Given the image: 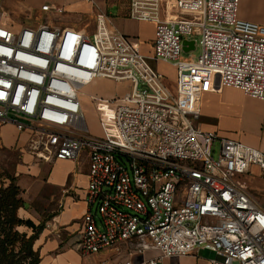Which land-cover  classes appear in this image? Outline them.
Masks as SVG:
<instances>
[{"label":"built area","instance_id":"1","mask_svg":"<svg viewBox=\"0 0 264 264\" xmlns=\"http://www.w3.org/2000/svg\"><path fill=\"white\" fill-rule=\"evenodd\" d=\"M240 3L128 0V18L155 24L150 54L103 13L91 36L56 17L14 29L0 10V123L27 134L23 148L38 162L88 154L80 254L112 250L117 264H135L152 252L140 264H164L208 249L209 264H264V206L240 179L264 171V149L200 123L206 93L232 87L264 102V24L243 18ZM185 40L200 46L192 60L181 58ZM152 60L175 66L173 86ZM100 79L128 90L90 94L94 134L83 89Z\"/></svg>","mask_w":264,"mask_h":264},{"label":"rangeland","instance_id":"2","mask_svg":"<svg viewBox=\"0 0 264 264\" xmlns=\"http://www.w3.org/2000/svg\"><path fill=\"white\" fill-rule=\"evenodd\" d=\"M0 10L4 14V23L10 25L14 29H18L23 25L35 26L36 23H42L45 22V20H54V17L58 20L65 21L62 20L64 14L58 16H55L54 13L37 14V16L31 14L28 16L27 20H23L16 17L6 5H2ZM240 14L242 17L246 16L245 18L264 24V0H241ZM96 25L97 20H88L83 31L92 36L93 32L96 31ZM191 37L197 40V44L199 43V34L193 33ZM144 44V48L150 50L152 48L153 40L145 41ZM199 53L200 46L197 45L194 50L183 52L181 58L184 60H192L196 58ZM173 74L174 72L171 70L170 75L173 76ZM126 90H128L126 83H116L105 79L97 80L83 89L84 111L92 133L100 134L101 128L98 123L97 114L89 98L90 94L97 93L102 96L111 97L123 94ZM233 104H241L244 106L245 113L241 119L236 118ZM200 123L202 127H204L203 124H217L219 127L221 126V123L227 126H235L236 128H234V130L239 133L238 136L241 140L246 142L248 137H252L258 142L259 148L264 149V138L260 131V124L256 116V105L250 99H243L237 92L225 89L223 92L216 93L214 97L204 99L203 104L201 105ZM211 129L217 130L223 135L220 132V128L216 129L213 127ZM15 137L16 133L13 129L11 130L8 128L0 130V188L8 187L12 182L17 184L20 188L18 196L26 203L25 207H20L17 210V217L24 220L31 219L36 224L41 222L47 223L51 213L45 206L50 204L51 200H55L56 192L50 187H45V182L43 181L47 180L46 173L34 175L31 173L32 169L30 167L28 171L26 168L25 171H22L21 168L23 165L30 166L31 164H36L38 161L29 157L30 154L21 148L25 145L27 135L24 137L25 139L18 138L12 142ZM85 149L86 148H84V150ZM29 158L32 160H29ZM81 161L82 158L76 160L78 168L83 166ZM253 170L254 173L245 174L241 176L240 179L248 184L255 198L264 206V171L260 170L258 167H254ZM20 180H22V184L20 183ZM26 180H29L30 183H26ZM16 229L20 232L32 233V229L27 225L17 226ZM72 247H75L74 249L77 251L76 242L75 246ZM64 251L65 249L61 248L60 250L51 252L48 255L47 260H45V263L98 264V259L102 257V255L97 254L85 256L77 251L73 256L67 257L66 259L68 261H66L65 255H60ZM152 254V252H148L144 256H142V254H137L133 258L134 263L140 264L144 257ZM216 256L217 254L214 251L202 249L198 253V264H209L211 259L216 258ZM110 257L111 264L120 263L123 259L120 255H116L115 251H112ZM55 259L56 261H54ZM192 263L195 264V262L192 261L188 264ZM165 264L173 263L166 261Z\"/></svg>","mask_w":264,"mask_h":264},{"label":"crops","instance_id":"3","mask_svg":"<svg viewBox=\"0 0 264 264\" xmlns=\"http://www.w3.org/2000/svg\"><path fill=\"white\" fill-rule=\"evenodd\" d=\"M127 2L128 0H0V7L2 8V5H6L16 17L27 20L28 16L31 14H34L35 16H37V14H48L42 10L44 4L61 6L65 10L63 13L64 16L62 17V20L65 21L61 24L70 25L81 30L85 29L84 27L88 20H97L98 15L103 13L108 17L111 30L139 37L142 42V50H146L144 52L150 54L151 49L148 50L144 48V42L154 39L155 24L152 22L136 21L128 18ZM55 20L58 19L55 18ZM40 23H36V25ZM152 64L165 76V82L168 85L173 86L176 78L175 66L172 63H161L156 62L155 60H152ZM171 70L174 72L173 76L170 75ZM225 89L237 92L243 99L252 100L256 105V116L261 131V123L264 115V102L260 99L244 94L239 89L227 87L224 88L223 91ZM215 95L216 93L204 94L201 105L203 104L204 99L214 97ZM233 105L236 118L241 119L245 113L244 106L241 104ZM203 125L205 127H203L204 129L214 130L211 128H220V132L223 135L239 138V133L234 130V128H236L235 126H227L222 123L219 127L217 124ZM8 128L11 130L13 129L16 133V137L12 142L18 138L25 139L24 137L27 134L19 133L12 122H7L5 124L0 123V130ZM246 142L259 147L258 142L252 137H248ZM21 148L22 150H25L23 147ZM29 157L32 156L30 155ZM78 158H82L81 164H83V166L81 168H78L76 162ZM78 158L74 160H57L50 163L37 162L30 166L23 165L21 168L22 171H25V168L28 171L30 167L32 169L31 173L34 175L46 173L47 180L43 181L45 182V187H50L56 192L55 200H51L50 204L45 206L50 211L52 217L47 221L46 228L35 242V247L37 249L39 248L41 251V264H46L45 260H47L48 255L61 248L65 249V251L60 255H65L66 261H68L66 259L67 257H71L77 253L74 249L75 247L73 248L72 246H75V242L78 239L79 231L82 226L81 218L88 208L87 203L84 200V190L88 182L89 173L88 154L82 152ZM30 159L31 158H29V160ZM32 159L34 158L32 157ZM20 183L22 184V180H20ZM26 183H30V181L26 180ZM201 250L202 249H199L189 255L166 258L164 264L166 261H170L173 264H188L192 261L195 262V264H198V253ZM111 253L112 250H108L104 253L97 254L102 255V257L98 259V264H102V260L110 256ZM54 261H56V259Z\"/></svg>","mask_w":264,"mask_h":264},{"label":"trees","instance_id":"4","mask_svg":"<svg viewBox=\"0 0 264 264\" xmlns=\"http://www.w3.org/2000/svg\"><path fill=\"white\" fill-rule=\"evenodd\" d=\"M19 190L14 182L0 188V264H41V251L35 242L46 228V222L36 224L31 219L17 217V210L26 206L18 196ZM21 225L30 227L32 233L16 229Z\"/></svg>","mask_w":264,"mask_h":264},{"label":"water","instance_id":"5","mask_svg":"<svg viewBox=\"0 0 264 264\" xmlns=\"http://www.w3.org/2000/svg\"><path fill=\"white\" fill-rule=\"evenodd\" d=\"M195 48V41H184V49L185 51H189V49H194Z\"/></svg>","mask_w":264,"mask_h":264}]
</instances>
